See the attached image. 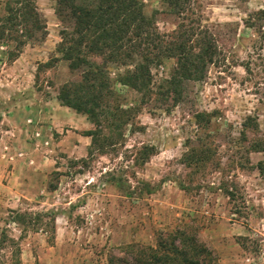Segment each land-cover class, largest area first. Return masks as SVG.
<instances>
[{
  "label": "rangeland",
  "instance_id": "rangeland-1",
  "mask_svg": "<svg viewBox=\"0 0 264 264\" xmlns=\"http://www.w3.org/2000/svg\"><path fill=\"white\" fill-rule=\"evenodd\" d=\"M138 1L166 40L177 31H195L193 44L201 32L217 54L201 80L184 82L174 106L161 87L174 58L150 63L144 99L123 83L142 57L107 62L114 91L109 103L127 112L118 113L117 129L103 117V134L91 153L90 137L70 139L94 125L72 108L63 112L57 99L59 87L81 81L83 72L72 71L59 52L61 31L72 29L67 8L59 9L57 0H36L44 33L17 58L7 54L13 42L0 43V152L29 154L31 167V185L18 187L21 195L1 191L0 236L5 231L17 243L2 244L0 264H107L108 254L121 247L153 245L157 230L184 224L213 251L215 264H264V0H190L178 15L165 0ZM90 60L103 65L100 56ZM50 101L54 125L42 122L30 131ZM10 167L1 166L3 185L12 183ZM49 209L60 211L55 233L44 217L43 231L28 230L19 239L21 226L10 220L11 210Z\"/></svg>",
  "mask_w": 264,
  "mask_h": 264
},
{
  "label": "trees",
  "instance_id": "trees-1",
  "mask_svg": "<svg viewBox=\"0 0 264 264\" xmlns=\"http://www.w3.org/2000/svg\"><path fill=\"white\" fill-rule=\"evenodd\" d=\"M165 1L176 15L183 13L190 4V0ZM57 2L59 9L67 8L73 21L70 31H61V58L68 61L72 71L83 69L82 80L62 84L57 99L61 105L85 114L94 125L93 129L84 134L91 139L88 153H91V147L98 144L103 134V117L110 119H106L110 129H117L119 126L116 127L115 120L118 113L122 116L127 112L126 109L111 107L109 103L114 97V91L109 88V76L105 69L107 62L124 63L125 59L134 54L140 55L143 61L134 70L127 72L123 83L141 92L144 99L145 94L150 93V63L174 58L175 66L161 84L164 89L162 95L174 106L182 98L184 82L201 80L206 66L213 63L217 54L215 43L201 32L196 33L199 36H196L193 44L189 42L195 31L192 34L187 30L181 33L177 31L166 40L164 35L155 31L153 22L143 14L138 0ZM260 13L263 14L264 10ZM45 28L36 0L5 1L4 13L0 16V43H14L13 50L7 51L8 57L17 58L23 47L29 41L36 40L39 32L43 34ZM90 55L102 58L100 69L90 60ZM44 65H48V62ZM206 157L202 156V160ZM222 189L230 199L234 198L232 190L227 187ZM70 208L73 209L74 205H70ZM11 213L10 220L21 226L19 239L28 230L38 231L44 224V217L49 219L45 226H49L55 233L56 219L60 215V211L55 209L36 213L11 210ZM6 241L17 243L15 238L2 231L0 250ZM215 260L213 251L202 241L198 232L189 230L186 224L157 230L153 245L130 243L121 247L117 253L107 256V264H215Z\"/></svg>",
  "mask_w": 264,
  "mask_h": 264
},
{
  "label": "crops",
  "instance_id": "crops-1",
  "mask_svg": "<svg viewBox=\"0 0 264 264\" xmlns=\"http://www.w3.org/2000/svg\"><path fill=\"white\" fill-rule=\"evenodd\" d=\"M48 103H50V105L52 107L51 106H46L42 110H39L37 112V116L35 117V121L32 118L29 119V121L33 120L32 124L28 125V128L30 129V131H32L33 128H35V126H38L36 124H39V123H42V122H44L45 125L48 123L47 127H50L51 125H54V120H51L52 118H50V117H56V115H57L56 113L57 112L55 113V112H52V110H51V109H54L53 108L54 107V105H53L54 103L52 101H50ZM35 109H37V107ZM60 109L61 110L63 109L62 110L63 112L66 111V110H64V109H66V108H64V106H60ZM14 110H16V109H14ZM15 115L17 116V114H15V111H14L13 119L16 117ZM75 117H77V116L75 115L74 118ZM50 123H51V125H49ZM85 129H88V127H86ZM66 137L63 138V139H65V141H66V139L67 140L69 139V138H66ZM87 137H89V136L76 134L75 138H71L70 140L74 139L75 141L80 143V141H86ZM18 142H19V144L22 142L21 145L23 147H29V145L30 146L32 145V144H30L28 142H23V141H21V142L18 141ZM74 144H76V143L74 142ZM30 151H31V149H30ZM9 155H10V160H8ZM9 155L0 152V175L3 174V171L1 170V166H2L3 162L11 163V167L7 171L6 174H7L8 178H9V181L12 182L11 185H10V183L7 184V185H3L0 182V195H1V191H6L8 197L13 198V196L21 195L20 192H18L19 191L18 187H20V186L22 187V185L23 186L24 185H27V186L31 185V183L28 182V180H29L28 178H29V174H30L29 169H31V167L28 164L29 154L25 153V155H24L23 152H21L19 154V153H15L14 150H11ZM36 185L40 186V183L38 182ZM11 207H13V206H11Z\"/></svg>",
  "mask_w": 264,
  "mask_h": 264
}]
</instances>
